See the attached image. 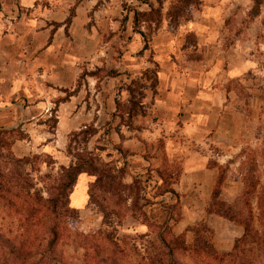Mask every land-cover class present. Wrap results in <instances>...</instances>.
I'll return each instance as SVG.
<instances>
[{"label":"rangeland","instance_id":"374dc122","mask_svg":"<svg viewBox=\"0 0 264 264\" xmlns=\"http://www.w3.org/2000/svg\"><path fill=\"white\" fill-rule=\"evenodd\" d=\"M149 2L162 11L163 18L159 22L154 14L149 21L139 22L140 31L147 41L144 46V50H147V65L142 66L138 74H135L123 65L124 61H128L122 59L123 51L128 50L125 31L128 20L134 18V10L149 11ZM198 3L199 1L185 6L180 0H99V5L105 7L101 14L105 19L98 22L91 14L93 19L90 26L93 29L91 32L101 34L100 46L103 47V43L106 45L105 54H101L102 58L93 56L96 50L94 47L90 48V54L93 55L82 64L81 74L96 72L101 76L103 72L97 71V68L105 67L115 71L113 65L119 64V69L123 70L117 76H122L115 80V89L110 90L107 82L103 83L106 77L98 80L86 75L79 78L78 83L79 89L83 90H88L90 85L85 96L89 100L90 109L95 107L99 98L111 101V106L107 104L108 107H105L106 115L96 114L94 121L86 125L88 128H82L85 133L78 136L70 134L66 150L61 154L53 152L51 148L45 152L25 150L15 154L14 143L21 138L27 139L25 131L34 125H25L24 130L19 127L14 134L0 139L3 141L0 145V183L5 188L2 195L13 202L11 205L0 199V227L9 237H15L17 244L23 239L35 251L41 243L35 240L36 232L41 236L40 226L31 227L26 236H21L25 234L21 216L30 209L41 210L37 216L46 215L48 223L54 217L47 210L50 204L48 199L54 193L53 187L57 183L60 167L69 166L76 156H86L85 152L88 151L92 153L96 166L105 179L99 181L96 175L80 174L69 195V205L74 211L69 213L67 207L57 208V219L63 232L58 253L64 263L150 264V258H154L161 260V264H168L169 256L162 247L160 237L172 241L170 229L173 232V225L168 226L166 219L162 218L165 215L180 218L182 208L180 204L169 205V202H165L164 193L171 189L182 170L178 164L166 162V178L159 184L156 174L145 164L136 162L133 168L126 163L121 166L119 160L133 154L129 151L115 154L113 148L119 145L114 144L113 135L121 129L128 134L150 125V121H160L152 100L160 69V64L155 59L153 47L157 44L154 42L159 39V29L164 26L176 34L179 27L184 26L191 18V11L193 7L198 8ZM231 18L224 44L231 46L238 43V37L241 38L240 46L244 50V57L238 56L236 52L226 53L222 61L225 75L221 72L225 92L223 99L226 102L223 121L215 125L214 119H211L212 125L200 130L202 135L208 130L211 137L218 131L220 136L212 139L213 143L219 148L234 149L226 168H220L222 184L216 196V187H213L208 205L209 214L217 212L227 216L224 215L223 220L226 226L214 223L218 230L216 234L213 222L205 217L188 226L191 233L190 243L187 242L189 248L176 251L174 258L178 264H264V0H250L247 10ZM112 22H115V28ZM142 40L145 41L143 36ZM137 47L139 46L135 50ZM142 53L143 51L140 52ZM242 58L246 60L242 61ZM101 61V66H98L97 63ZM237 64L241 67L247 65V69L234 78L228 77L226 70ZM95 79L97 83L91 84ZM134 82L138 88L133 97L136 107L132 106L128 92L129 85ZM97 95L100 97L96 98ZM144 100H147L146 104H142ZM55 115L54 111L45 121L51 133ZM3 130L5 128L0 127V131ZM93 130L96 132L90 136ZM99 131L100 136L97 135ZM12 137L16 139L13 144ZM157 145L160 146V143ZM252 158L256 163L253 175L257 188L254 195L249 197L247 205L245 188L246 179L252 172ZM16 159L23 161L18 162ZM110 177L115 182L113 192L109 191L110 186L107 184ZM169 196L174 197L172 193ZM86 197L87 201L81 206ZM156 202L162 203L165 213L159 210L155 214L159 218L152 221L150 210ZM95 244L99 246V250L95 248ZM216 244L225 250H218ZM230 244L231 248H226ZM36 260L37 257L32 258V261Z\"/></svg>","mask_w":264,"mask_h":264},{"label":"crops","instance_id":"0c3cea01","mask_svg":"<svg viewBox=\"0 0 264 264\" xmlns=\"http://www.w3.org/2000/svg\"><path fill=\"white\" fill-rule=\"evenodd\" d=\"M198 1V8L193 7L191 18L179 27L176 34L164 26L159 29V39L154 42L157 44L153 47L155 59L160 69L152 100L160 121H150V125L128 134L121 129L113 135L114 144L119 145L113 148L115 154L123 153L121 151L133 154L121 158L119 164L124 166L126 163L131 168L136 162L145 164L156 174L159 184L163 182L159 171H165L166 162L180 166L182 171L172 183L174 197L166 193L164 199L169 205H181L179 220H171L170 224L174 234L183 235L188 243L191 234L188 226L203 217L213 222L216 234L218 230L214 223L226 226L220 213H208V205L220 168H226L234 149L219 148L213 143L212 139L220 136L218 131L211 137L208 130L204 131L205 135L200 130L212 125L213 119L215 125L223 121L226 102L223 99L221 72L225 75V70L222 61L227 52L244 57L241 38H237L239 44H224L227 25H231L232 16L247 10L250 2ZM104 9L99 0H0V127L9 130L22 127L24 130L25 125H34L25 131L27 139L14 143L15 154L25 150L45 152L48 148L61 154L66 150L72 132L93 122L96 114L106 115L105 107L112 103L104 97L96 100L100 105L96 103L90 109L89 100L85 99L90 85L88 90L80 88L73 95H66L74 91L82 64L93 55L90 48L96 50L93 56L102 58L101 54H105L106 45L100 46L101 34L91 32L90 26L91 14L98 22L105 19L101 15ZM71 10L74 15L67 27ZM128 21L125 31L128 50L122 55V59L128 61L122 62L125 69L138 74L142 66L147 65V50H144L142 35L133 30V20ZM112 23L114 26L115 22ZM136 46H139L137 50ZM100 64L102 61L97 63ZM113 66L116 76L106 77L103 82H107L109 90L122 76H117L123 70L119 69L120 65ZM232 66L226 70L230 78L247 69V65ZM93 83L96 84L97 80ZM146 102L144 100L142 104ZM54 111L56 126L51 133L45 121ZM100 134L99 131L97 135ZM86 201L87 197L81 206ZM163 208L161 202L152 206V221L159 218L155 215L159 210L165 213ZM169 217L165 215L162 220L167 221ZM237 233L239 236V231ZM216 246L218 250H225L218 244Z\"/></svg>","mask_w":264,"mask_h":264},{"label":"trees","instance_id":"16d2710c","mask_svg":"<svg viewBox=\"0 0 264 264\" xmlns=\"http://www.w3.org/2000/svg\"><path fill=\"white\" fill-rule=\"evenodd\" d=\"M184 3L185 6L196 4L198 0H180ZM149 6V11H139L134 10V18H133V30L134 32L140 33L144 40L145 35L142 31H140V25L139 22H147L150 20V17L154 14L158 17V21L161 22L163 15L162 11L160 9H156L155 6L152 3H147ZM74 15V10H71L70 16L66 20V26L68 27L71 24L72 17ZM147 45V41L145 40V46ZM100 70L103 72V75L98 76L95 73H82L79 77L80 79L84 76L88 75L91 77H96L98 80H100L103 77H112L116 76V71L112 69H107L105 67L97 68V71ZM79 80V79H78ZM77 81L76 89L70 93L67 94V96L73 95L74 92H76L77 89H79L80 84ZM138 90L137 86L134 84H130L128 87L129 92V98L130 102L132 103L133 107H136V103L133 101V97H135V92ZM56 126V119H55V125ZM88 128L87 126H85ZM16 132V129L9 130L5 129L3 131H0V139L5 135H11ZM95 130L92 131L90 136H93L95 134ZM82 133H85V129H80L78 131L72 132V136H78ZM22 139V138H21ZM15 137H12L11 144L14 143ZM3 144V141L0 140V145ZM1 147V146H0ZM86 157L84 155L76 156L75 161L71 163L69 166H61L60 171L58 173L57 177V183L54 185L53 190L54 193H52V196L50 195L49 203L48 204V211L52 215H54L53 218H50L47 223V216L46 215H39L42 211L41 210H28L24 213L22 217V221L24 224V232L25 234L21 236H26L29 233V230L31 227H35L36 225L40 226V232L41 236L35 233V240L41 241V243L38 244V246L35 248V251L33 252L30 247L27 246V242L25 240H21V243H16L15 237H9V235L0 227V264H65L62 256H60V253H58V247L61 246V240L63 238V232L61 231V225L60 221L57 219V212L59 207H67V210L69 213L74 211L69 205V195L71 194V191L74 187V185L77 182L78 176L80 174L86 173L89 175H96L98 176L99 181H103L105 178H103L101 173L99 172L98 167L96 166V160L92 157V153L86 151L85 152ZM18 162H22L23 159H16ZM251 173L248 175V178L246 179V188H245V196H246V204L249 205V197L254 195L257 184L254 180L253 171L256 169V163L251 159ZM159 174L164 182L166 176L165 171H159ZM110 176V175H109ZM109 176H107L109 178ZM162 182V183H163ZM107 184L110 186L109 191L113 192V185L115 184L112 177H110ZM222 184V178L221 175L219 176L218 182L215 185L214 190V196L218 194V190ZM4 184L0 183V199L8 202L9 204H13L11 200H8L6 197L2 195V192L4 191ZM7 191V190H5ZM166 193H172L175 194L174 190L169 189L165 191ZM71 211V212H70ZM221 214V213H220ZM224 216L223 214H221ZM226 216V215H225ZM224 216V217H225ZM227 217V216H226ZM178 221L179 218H174L172 215L168 218L166 224L169 226L170 221ZM171 228V227H170ZM246 228V227H245ZM45 230V232H44ZM170 233L172 236V241L168 240L166 237H160V241L162 244V247L166 250L167 255L169 256V262L168 264H178L174 258L176 251L179 250H186L189 248L188 243L185 240V237L183 235H174L172 230L170 229ZM45 243V244H44ZM60 243V245H59ZM95 248L99 250V246L95 244ZM164 250V251H165ZM98 253V251H97ZM37 257L36 261H32V258ZM161 264V260L150 258V264ZM163 264V263H162ZM165 264V263H164Z\"/></svg>","mask_w":264,"mask_h":264}]
</instances>
